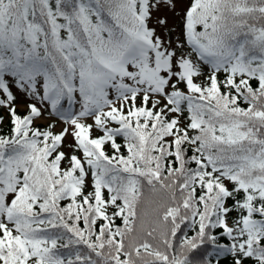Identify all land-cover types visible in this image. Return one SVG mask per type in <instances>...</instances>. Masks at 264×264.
<instances>
[{
    "label": "snow or ice",
    "instance_id": "snow-or-ice-1",
    "mask_svg": "<svg viewBox=\"0 0 264 264\" xmlns=\"http://www.w3.org/2000/svg\"><path fill=\"white\" fill-rule=\"evenodd\" d=\"M5 121L0 264H264V0H0Z\"/></svg>",
    "mask_w": 264,
    "mask_h": 264
},
{
    "label": "rangeland",
    "instance_id": "rangeland-1",
    "mask_svg": "<svg viewBox=\"0 0 264 264\" xmlns=\"http://www.w3.org/2000/svg\"><path fill=\"white\" fill-rule=\"evenodd\" d=\"M160 15H162V16L163 15H167L168 18H169L170 24H178L179 23L178 17H173L172 13L171 12H167L165 9H161Z\"/></svg>",
    "mask_w": 264,
    "mask_h": 264
},
{
    "label": "trees",
    "instance_id": "trees-1",
    "mask_svg": "<svg viewBox=\"0 0 264 264\" xmlns=\"http://www.w3.org/2000/svg\"><path fill=\"white\" fill-rule=\"evenodd\" d=\"M21 111H23V110L21 109ZM7 128H8V124H7V121H5L3 127L0 128V131H5L6 132ZM221 264H226L225 258H223V257H221Z\"/></svg>",
    "mask_w": 264,
    "mask_h": 264
}]
</instances>
